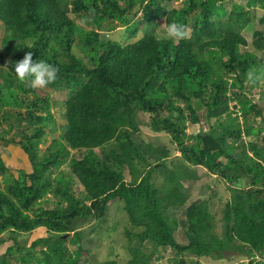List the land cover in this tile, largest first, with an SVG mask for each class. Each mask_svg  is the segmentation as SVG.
I'll use <instances>...</instances> for the list:
<instances>
[{"label": "trees", "instance_id": "16d2710c", "mask_svg": "<svg viewBox=\"0 0 264 264\" xmlns=\"http://www.w3.org/2000/svg\"><path fill=\"white\" fill-rule=\"evenodd\" d=\"M172 1L0 0V139L19 144L31 164L18 177L6 175L0 152V234L12 233L0 244L14 240L0 264H93L82 227L104 222L116 199L128 215V264H154L167 249L174 264L232 253L264 264V110L250 96L258 87L264 102V82H247V72L264 64V29L252 43L244 34L264 0H181L169 8ZM160 20L165 28L182 24L188 37L157 39ZM112 24L126 26L127 39L143 35L133 42L107 38ZM28 51L59 68L48 87L66 92L64 124L52 111V91L30 89L15 73ZM188 121L210 125L190 133ZM142 125L170 135L179 158L138 139ZM48 126L57 137L41 155ZM71 149L85 153L74 158ZM67 160L70 176L62 169ZM190 165L228 183L222 217L202 199L180 223L189 200L183 180L202 178ZM28 233L29 242L19 240Z\"/></svg>", "mask_w": 264, "mask_h": 264}, {"label": "rangeland", "instance_id": "374dc122", "mask_svg": "<svg viewBox=\"0 0 264 264\" xmlns=\"http://www.w3.org/2000/svg\"><path fill=\"white\" fill-rule=\"evenodd\" d=\"M245 1V0H243ZM166 5L171 7H180L182 5L181 0H174L172 2H167ZM253 20L252 23L244 29V34L247 36V39L250 43H252V40L257 37L260 33L259 30H262L264 28L260 27V18L263 16L264 12L257 10L253 12ZM136 16L132 15L131 18L134 19ZM141 18V17H140ZM160 29L158 33L163 31L165 28V22L164 20H160ZM4 24L0 22V30H3ZM126 26L121 24H112L110 28L106 31L105 37L119 40L122 42H133L140 38L143 35V31L141 30L135 38L127 39V30ZM251 47V46H250ZM249 47V48H250ZM248 48V47H247ZM76 53L81 54V52L76 49ZM262 58H264V51L262 52ZM46 89L49 91H52V111L55 113V116L57 118V121L59 124H64L67 119L65 115V107L63 105V101L66 97V92L56 90L54 88H49L48 86ZM250 96H252L256 102H260L263 110H264V102L260 101V93L259 88L256 87L252 90L250 93ZM231 105L234 104V102L230 103ZM190 122L188 121V125ZM210 124H197L193 125L190 124L188 127V132L190 133H197L200 131L203 127L205 130L209 128ZM4 128L7 127V124L3 126ZM23 128L28 134L33 133V128L30 126L29 123L24 122ZM47 133L45 134L43 141L40 143V153L43 155L45 153L46 148L50 144L53 137H57L56 134L51 133L50 126L46 127ZM13 134L7 135V137L11 138ZM138 139H145L147 141H151L157 144L165 145L171 149L172 151V157L171 160H174L179 158L180 152L177 151V149H174L175 146L171 145V137L167 133H155L151 130H149L145 125H142V132L139 136H137ZM254 137H247L248 140H252ZM115 144H110L104 146V148H101L102 150H98V152H102V154H105L107 150L110 149L111 146ZM19 145L16 146L15 143H7V142H1L0 141V152L3 156L2 158L5 159V162L7 163L9 167V172L6 175H13L15 177H18V171H30L31 170V164L30 161L25 154L24 150L18 149L20 148ZM4 147V148H1ZM21 152V153H20ZM85 153V150L82 149H71V157L74 158H82ZM171 161H169L170 163ZM171 164V163H170ZM172 166V164H171ZM63 172L65 175L70 176L71 174V166L70 161L67 160L63 167ZM189 170L196 171L202 178L193 181V180H183L184 183V190L189 196V200L187 202V206L183 207L184 209H180L178 212V216L181 221L184 222V219L186 218V212L189 211L195 204H197L202 199H207L211 205V208L213 211L218 212L219 216L222 217V209L224 207L225 202L230 198L231 190L229 189V185L227 182L222 180L217 175H213L210 173L205 167L199 166V165H190ZM126 172V178L130 179L129 171ZM157 179L158 185L161 184L163 178L160 176ZM3 177L0 175V186L3 184ZM164 181V180H163ZM245 183V182H244ZM243 183V184H244ZM73 189L76 194H78V191H80V183L75 181L73 183ZM80 195V194H78ZM52 196L49 195L48 198H51ZM49 199L45 202V207L50 206ZM124 202L120 201L118 199L113 200L109 202V212L106 216V219L101 224H98V222L91 221L88 224H85L82 229L86 232V235L88 234L87 238L83 239V245L85 248H88L90 250L89 259L93 264H104L106 261H114L113 264H128L129 260L131 259V254L128 249V237L125 234V228L129 224L128 222V215L123 209ZM114 227L115 229L112 230L111 227ZM92 228L94 229V232H92ZM182 228V226H181ZM221 229V224L219 225V230ZM12 233L7 232L3 235L0 234V238H8L11 237ZM184 237V236H183ZM32 238V233L28 234H22L19 237L20 241H27L29 242ZM13 240V239H11ZM14 243L13 241H7L4 244H0V252H4L7 249V246ZM71 250L76 249L75 244H68ZM163 256L161 258H157L156 261H154V264H174L171 260L173 257V253H171L170 249L167 250H161L159 254H157L158 257ZM257 260H261V257H257ZM201 264H247L249 262V258L246 256L232 253L227 258L222 259H213L211 257H205L200 259ZM262 261V260H261ZM15 264V261H13ZM17 264V263H16ZM189 264H193L192 262H189Z\"/></svg>", "mask_w": 264, "mask_h": 264}, {"label": "clouds", "instance_id": "9594fccd", "mask_svg": "<svg viewBox=\"0 0 264 264\" xmlns=\"http://www.w3.org/2000/svg\"><path fill=\"white\" fill-rule=\"evenodd\" d=\"M187 37L188 32L185 30V27L177 22H172L167 24L166 28L158 33L156 38L159 40H173L185 39ZM25 45L32 49L30 45ZM14 67L18 78L30 89H45L47 86L54 84L58 79L59 68L44 59L34 60L33 52L31 51L26 52L21 60L15 62ZM247 82L253 87L264 82V64L252 68L247 72ZM0 140L1 142H7L9 144L13 143L2 139ZM15 144L16 146L19 145L17 143Z\"/></svg>", "mask_w": 264, "mask_h": 264}, {"label": "crops", "instance_id": "0c3cea01", "mask_svg": "<svg viewBox=\"0 0 264 264\" xmlns=\"http://www.w3.org/2000/svg\"><path fill=\"white\" fill-rule=\"evenodd\" d=\"M1 141V140H0ZM19 147V146H18ZM18 149H21V148H18ZM22 150V149H21ZM21 153V152H20Z\"/></svg>", "mask_w": 264, "mask_h": 264}]
</instances>
